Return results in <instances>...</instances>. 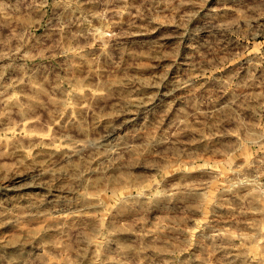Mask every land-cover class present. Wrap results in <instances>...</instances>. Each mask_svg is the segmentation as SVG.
<instances>
[{
  "label": "rangeland",
  "instance_id": "obj_1",
  "mask_svg": "<svg viewBox=\"0 0 264 264\" xmlns=\"http://www.w3.org/2000/svg\"><path fill=\"white\" fill-rule=\"evenodd\" d=\"M0 264H264V0H0Z\"/></svg>",
  "mask_w": 264,
  "mask_h": 264
},
{
  "label": "bare ground",
  "instance_id": "obj_2",
  "mask_svg": "<svg viewBox=\"0 0 264 264\" xmlns=\"http://www.w3.org/2000/svg\"><path fill=\"white\" fill-rule=\"evenodd\" d=\"M101 144H102V141H99V140H89L88 138H77L73 141L71 150L72 152H80L86 149L87 147H101ZM21 226L26 227L25 225H23V223Z\"/></svg>",
  "mask_w": 264,
  "mask_h": 264
}]
</instances>
